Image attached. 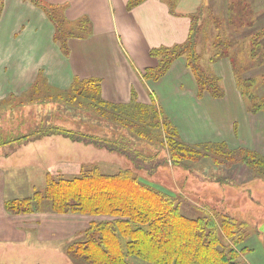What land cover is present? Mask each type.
I'll return each instance as SVG.
<instances>
[{
    "label": "crops",
    "instance_id": "crops-1",
    "mask_svg": "<svg viewBox=\"0 0 264 264\" xmlns=\"http://www.w3.org/2000/svg\"><path fill=\"white\" fill-rule=\"evenodd\" d=\"M41 1L59 9L67 28L76 33L66 40L67 53L55 41V26L42 9L29 0H0V107L3 103L16 106L25 97L20 112L23 126L29 124L27 131L44 119L40 109L33 112L28 100L38 81L64 91L75 80L98 79L101 98L110 107L155 106L186 144L224 143L229 149L264 155V111L255 114L246 109L230 57L207 62L209 54L204 56L220 79V98L209 92L198 96L195 77L183 57L160 79L145 78L158 64L150 54L152 49L184 43L192 15L203 5L208 7L206 13L227 17L231 0H143L132 7L130 0ZM246 1L256 19L244 34L264 26V0ZM263 73L252 69L245 76ZM8 111L0 108V117ZM11 111L17 113L10 110L9 118ZM106 126L114 129L112 123ZM82 144L49 135L25 142L10 153L0 148V264H34L33 257L57 259L67 254L66 246L79 239L91 222L108 220L106 216L54 212L47 204L30 213L8 209L14 200L43 192L48 175L75 178L83 168H90L84 165L90 161L88 156L96 154ZM107 152L110 157L104 163L110 173L105 174H117L119 167L111 173L117 155Z\"/></svg>",
    "mask_w": 264,
    "mask_h": 264
},
{
    "label": "trees",
    "instance_id": "trees-1",
    "mask_svg": "<svg viewBox=\"0 0 264 264\" xmlns=\"http://www.w3.org/2000/svg\"><path fill=\"white\" fill-rule=\"evenodd\" d=\"M29 1L48 15L56 29L54 39L67 53L66 40L76 33L67 28L62 12L41 0ZM141 1L130 0L129 7ZM206 10L208 7L203 5L192 15L188 38L184 43L150 51L158 64L146 72L145 78L160 79L176 59L183 57L195 77L198 96L209 92L213 97L220 98L223 96L220 79L205 63L204 56L205 52L209 54L207 62L230 57L235 82L246 109L252 113L264 111V74L245 76L248 71L264 64V26L244 34L252 28L256 19L252 6L246 0H231L227 17L214 15L211 11L206 13ZM29 94L31 102L83 108L99 122L101 129H105V122H108L114 124V130L117 127L121 130L116 129V134L110 138L40 123L26 133L19 132L14 136L8 130L6 135L1 134L4 145L10 150L14 151L32 139L61 135L75 142L118 153L130 160L133 167L123 168L114 175L103 173L98 166L83 168L80 176L71 179H56L48 175L45 190L9 203L11 212L30 213L47 204L54 212L110 217L109 220L91 222L82 236L67 247L71 258L80 257L86 264H248L239 261L240 252L246 250L243 245L247 237L244 222L236 220L228 212H210L203 207L195 218L184 215L177 205L181 199L179 193H166L155 188L144 182L136 172L139 169L151 175L161 163L154 161L158 158L156 153L145 154L132 147L125 132L151 145L157 139L160 146L167 148L171 164L185 168L187 163H199L210 156L217 163L222 160L234 165L245 164L255 171L256 176L264 177V156L243 148L229 149L224 143L186 144L179 139L171 121L155 106L149 108L132 103L110 107L101 98L98 79L75 80L64 91L38 81ZM24 101L25 97H22L21 106ZM17 114L23 113L18 111ZM1 141L0 145H3Z\"/></svg>",
    "mask_w": 264,
    "mask_h": 264
},
{
    "label": "rangeland",
    "instance_id": "rangeland-1",
    "mask_svg": "<svg viewBox=\"0 0 264 264\" xmlns=\"http://www.w3.org/2000/svg\"><path fill=\"white\" fill-rule=\"evenodd\" d=\"M69 28L73 29V26H69ZM255 69L264 71V67L261 66L255 67ZM260 92L263 93V90H260ZM33 101V112H36V109H40L42 112V116L40 117H44V119H38L41 124H54L67 128V130H82L91 134H103L110 138H113L116 134V129L111 130L110 126L109 128L106 126L105 129H101L99 122L92 119L91 113L83 108L79 109L64 104H60L59 107L52 102ZM5 104H1L3 106L0 107L3 111H6L8 108L9 111L15 109V112H18L22 107L21 103H16V106ZM11 104L13 103L11 102ZM42 105L43 107H41ZM8 112L3 113L0 117V127H2V133L0 132V134L8 132V130H11L14 136L19 132L26 133L29 124L26 127L23 126L22 123L25 120L22 119L23 116L21 115L23 114L12 112L11 118H9ZM253 113L256 114L258 112ZM34 118H39V116L35 115ZM12 120L13 122L10 123ZM105 123L107 125L108 122ZM125 136L129 137L128 140L131 141L132 147L139 149L145 154L153 155L156 153L158 155V158L154 161H157L158 164L161 163V165L155 173L148 175L142 170H136L144 182L166 191V193H179L181 199L177 205L180 211L190 218H195L202 211L200 207H203L206 211L210 212H228L236 217V220L244 222L243 229L247 237L243 245L246 246V250L240 252L241 260L239 261H245L248 264H264V177L256 176L255 171L245 164L238 163L234 165L225 163L222 160L217 163L216 161H212V157L210 156L204 157L199 163L191 162L189 165L187 163V168L182 165H173L170 159L167 158V148L160 146L157 139H154L153 145H151L145 143L146 141H143L144 139L142 138L130 137L127 132H125ZM0 139L3 144L0 145V148H6L10 153V149L7 148V145H4V139ZM86 147V149H91L96 155L88 156L90 161L84 166L92 167L96 165L102 172L110 173V171H107L104 163L106 158L110 157V154L106 150L98 149L93 145H87ZM2 152L5 153L7 151ZM115 155H117V160L112 166L113 171L111 173L116 172L118 167L121 169L133 167L130 160L117 153ZM79 173L75 172V175ZM54 176L55 178H60L58 175ZM64 177L71 178L69 176ZM106 219L109 220L111 218L106 216ZM32 259L34 264H86L82 258L77 257L74 259L68 254L57 259L42 257H33ZM132 264H138V262H133Z\"/></svg>",
    "mask_w": 264,
    "mask_h": 264
}]
</instances>
